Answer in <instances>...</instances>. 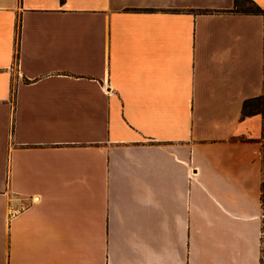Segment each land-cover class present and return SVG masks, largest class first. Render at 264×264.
<instances>
[{"label": "crops", "instance_id": "0c3cea01", "mask_svg": "<svg viewBox=\"0 0 264 264\" xmlns=\"http://www.w3.org/2000/svg\"><path fill=\"white\" fill-rule=\"evenodd\" d=\"M234 4L0 0V264H264V14Z\"/></svg>", "mask_w": 264, "mask_h": 264}, {"label": "trees", "instance_id": "16d2710c", "mask_svg": "<svg viewBox=\"0 0 264 264\" xmlns=\"http://www.w3.org/2000/svg\"><path fill=\"white\" fill-rule=\"evenodd\" d=\"M244 1H246L250 5V7L245 9H239L237 8V0H235L234 7L233 9H231V11L251 14H264V11L251 0ZM254 114L264 115V94L249 98L243 102L241 108V117L244 118L245 116H250Z\"/></svg>", "mask_w": 264, "mask_h": 264}, {"label": "rangeland", "instance_id": "374dc122", "mask_svg": "<svg viewBox=\"0 0 264 264\" xmlns=\"http://www.w3.org/2000/svg\"><path fill=\"white\" fill-rule=\"evenodd\" d=\"M250 7V5L244 1V0H237V8L239 9H245V8H248Z\"/></svg>", "mask_w": 264, "mask_h": 264}]
</instances>
